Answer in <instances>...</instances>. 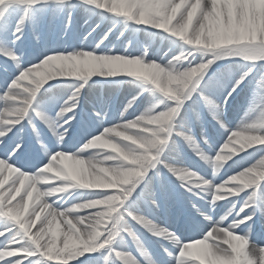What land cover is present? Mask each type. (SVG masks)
<instances>
[{
  "label": "snow or ice",
  "instance_id": "obj_1",
  "mask_svg": "<svg viewBox=\"0 0 264 264\" xmlns=\"http://www.w3.org/2000/svg\"><path fill=\"white\" fill-rule=\"evenodd\" d=\"M79 10L154 30L171 41L168 58L103 39L31 56L21 47L29 21L68 26ZM121 75L137 90L113 122L91 78ZM63 84L68 94L50 95ZM245 89V115L229 127ZM205 112L223 130L204 134L206 148L192 134ZM184 142L210 174L184 163ZM166 174L188 205L176 228L154 216ZM137 227L160 238L164 260ZM0 264H264V0H0Z\"/></svg>",
  "mask_w": 264,
  "mask_h": 264
},
{
  "label": "rangeland",
  "instance_id": "obj_2",
  "mask_svg": "<svg viewBox=\"0 0 264 264\" xmlns=\"http://www.w3.org/2000/svg\"><path fill=\"white\" fill-rule=\"evenodd\" d=\"M51 18V17H50ZM53 19V18H52ZM85 21V20H84ZM48 23H51V25L49 26L48 30H47V38H49L51 41L54 40H69L70 46H68V48H72L73 46V42L75 39L77 40V42H83L86 40H92V42H100L102 39L104 40V44L108 42V35H107V39H104L106 31L105 30H99L98 32V27L97 25L99 24V22H101L100 19L91 22L89 25L90 27H88L85 31L84 29L81 27V25L79 23L74 24V20L72 19V22L70 25H68V29L69 31L72 33L74 32L77 36H72V35H68L66 33H64V29L63 32L61 30V32H58V28L62 25L66 26V20L64 17H60V18H56L53 19V22L47 19ZM46 24L44 23V26ZM15 20L13 21V27H15ZM29 26V22L24 26V27H28ZM128 29H131L132 31V35L137 39V41H139V43L141 45H144V41L141 38H144L147 41H150V44L148 43V45H150L148 48L149 54L151 56H153V58L160 56V57H165L168 58V54L170 52V47H171V41L168 39H165L162 35H155L154 34V30H149V31H144L141 27L136 26V25H128L127 26ZM95 29V31H93L92 29ZM56 29V30H55ZM52 30H55L54 32H52ZM82 31V32H81ZM30 35V34H29ZM131 38V37H130ZM27 40H28V35H27ZM120 40L121 37H119L118 34H114L111 38V42H113V45H115V47L117 48L118 45H120ZM136 39L134 41H132V43L128 44V48H131L133 45H135L137 43ZM21 47L25 49V45L23 43H20ZM145 46V45H144ZM25 51L27 52V49H25ZM33 55V54H32ZM31 56V55H30ZM133 78H128L125 80V83H123L119 88L116 89V91L114 92L115 96L117 98H120V102H118L115 106L119 109L118 110H112L109 113V118H113L116 116V113L120 110H123V107L125 104H127L128 99L131 98L132 96H134V94L136 93V85L134 83H131L130 81ZM107 80H111L108 79ZM25 83H28L27 81ZM65 86V92L66 94H68L71 90V86L69 84H64L60 87ZM107 88V86L105 87ZM125 89V92L123 91ZM94 94L92 96L94 97H98L97 93H95V91L93 92ZM128 93V94H127ZM250 92L245 89V95L243 94V98L241 99L240 103L238 102V104L233 107L231 110L227 108L226 110V114L228 112H230V116H229V122L230 125L229 127H235V125L237 123H239V121L241 120V118L244 117L245 115V110L248 107V103H249V99H250ZM87 99V98H86ZM141 100H138L136 102V104L133 105V108L137 109V112L142 111V107H143V103L141 104ZM232 104V103H231ZM230 104V105H231ZM117 111V112H116ZM129 111L131 112L132 109H129ZM211 116L208 115L205 112V123L203 125V131L202 128L199 124H194L192 127V134L193 136L196 138V140L200 143V145L202 147H207L206 145L203 144V140H204V134L206 133V129L211 125ZM226 120H228L227 115H226ZM113 122L117 121V118L115 117L114 119H112ZM223 130L219 129L218 126H215L213 128H210L209 131L206 133L209 137H211L213 140H216L220 137V134ZM181 155L182 158L184 160V163L190 166V170L192 171H196L197 173H204L205 171H207L209 174L211 173V167L207 164H205V162L198 157L197 154H193V148L190 147L186 142L181 144ZM225 151H227V149H225ZM258 159V157H257ZM248 166V165H245ZM167 174L165 177V182H167ZM170 180L172 186L169 187L170 190V195L160 192L159 193V202H160V198L162 196V198L164 200L167 201V199L172 198V199H176L177 197L175 195H177L179 197V199L183 200L184 199V190H181L179 187H175V185H173L174 182V178L173 179H169ZM79 198V197H78ZM71 200V199H69ZM161 207V205H160ZM158 208L155 210L154 212V216L160 224H167L170 227L176 228V225L173 223V221L170 218H164L161 219V208ZM221 211L218 209V212ZM163 214V213H162ZM167 216V215H166ZM140 227H137V232L140 235L141 239L143 238L142 236V230ZM130 246L131 245V241H129ZM158 245V246H157ZM146 247L149 249V251L153 254L154 258L158 259V260H164V254H163V250L162 248H158L161 247V243H157V242H153V243H149L146 244Z\"/></svg>",
  "mask_w": 264,
  "mask_h": 264
},
{
  "label": "bare ground",
  "instance_id": "obj_3",
  "mask_svg": "<svg viewBox=\"0 0 264 264\" xmlns=\"http://www.w3.org/2000/svg\"><path fill=\"white\" fill-rule=\"evenodd\" d=\"M72 15H73L74 24L79 23L81 25V27L84 29V31L88 27H90L89 24L91 22L100 19L101 22H99V24L97 26L98 27V32H99V30H105L106 31V33L108 34V42L105 43V44L109 48L116 49L115 45H113V42H111V38H112V36L114 34H118L119 37H121L120 45H118V47L121 48V49L128 48V44L129 43L131 44L132 41H134L135 39L137 41V39H138V38H136V37H134L132 35L131 29H128V27L123 22L116 24V27L112 28V23L113 22L111 20L107 19L106 17H100V16L89 17L83 10L75 11V12H73ZM47 19L50 20V22L51 21L53 22V19L50 18V17L41 20L36 25H33V23L31 21H29V26L23 28V35H22L21 41L19 43H23L25 45V49H27V53L29 55H32V54H35V53H39V52L43 51L45 48H53V47H60V46H67L68 47V46H70L69 40H65V41L54 40V41H51L49 38H47V30H48L49 26L51 25V23L47 22ZM44 23L46 24L45 26H44ZM67 27L68 26L62 25L57 30H58V32H61V30L63 32V29H64V33H66L68 35H72V36H77L74 32L71 33ZM109 28H112L111 32L108 31ZM55 30H52V32H54ZM121 33H123V35H121ZM27 35H28V40H27ZM141 39L144 41V45L145 46H147V47L150 46V45H148V43L150 44V41H147L144 38H141ZM72 40H74V41H72L73 42V46L72 47H76V46H80V45H90L92 47H95V45L97 43H99V42H92L91 39L90 40L88 39V40L83 41V42H77V40H75V39H72ZM137 43H139V41H137ZM69 50H71V48ZM217 63H219V64H221L223 66V65L229 64V61L221 60V61H218ZM215 67H216V65H213V68H215ZM232 67L235 68V65H232ZM128 78H130V77H127L126 75H121V76L115 78V80L113 81V80H107V78H102V77H99V76L93 77L91 79L95 80L96 83L93 84L92 88L89 90V96H92L94 94L93 93L94 91H95V93H97L98 97L99 96H103L109 103V107L107 109L108 116H109V113L112 110H118L119 109V106L117 108L115 105L118 102L121 101L120 98H117L115 96L114 92L123 83H125V80L128 79ZM90 83H91V81H90ZM60 86H62V85H60ZM60 86L55 87L52 90V93H50V95L53 96V97L65 96L66 95L65 86H63V87H60ZM106 86H107V88H105ZM123 91L125 92V89ZM243 94L245 95V90L243 92H241L239 95L234 94L235 99L232 101V104L228 107V109L231 110L233 107H235L238 104V102L240 103L241 99L243 98ZM145 95H147V94H145ZM143 101L144 100L142 99L141 104H142ZM143 104L144 105H143L142 108L144 109L145 107H147V101H144ZM90 106H91L90 103L86 104V107H90ZM143 109H142V111H143ZM122 111L123 110H120L118 112L116 111L117 113H116L115 117L117 118V120H119L120 112H122ZM226 115H227V118H228V120H226V122H227V124L229 126L230 125V122H229L230 112H228ZM115 117H113V118H109L108 117V118L112 120ZM210 121H211V125L206 129V133L209 131L210 128H213V127L216 126V124L212 120V118L210 119ZM69 131L71 133L75 134V132L77 130L75 128H73V129H70ZM49 135H50V133H49ZM193 154H197L195 152V150H193ZM252 162L254 163L255 161H252ZM52 175H54V173ZM14 176H15V174H13L12 177H10L8 183H10V180L12 178H14ZM167 182H168L167 184H168L169 187L172 186V184H171L170 180H168V178H167ZM8 183H6L5 188H7ZM173 185H175V187L177 186L176 183H173ZM181 190H183V189H181ZM82 194H83V190H79V189L69 190L68 198L69 199H72L73 197L78 198ZM21 195H23V189L21 190V193L16 196V200L17 201L20 199ZM175 196L177 197L176 199L169 198V199H167V201L164 200L162 198V196H161V198H160V205H161V207H160L161 208V216H160V218L161 219L170 218L173 221V223L176 225V221H175V211H176V209L179 208V207H183L186 210L188 205H187L186 197H184V199L181 200V199H179V197L177 195H175ZM30 210H31V205H30L29 211ZM216 211H218V209ZM157 220H159V219H157ZM176 227H177V225H176ZM257 227H259V224H257ZM61 228L63 230L64 226L62 225ZM141 229H143V228H141ZM142 236H143L142 241L144 242L145 245L149 244V243H153V242L162 243L160 238L151 235L148 231H146L144 229L142 230ZM62 239H63V237L61 236V240ZM158 248L161 249V247H158Z\"/></svg>",
  "mask_w": 264,
  "mask_h": 264
}]
</instances>
